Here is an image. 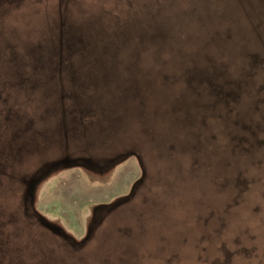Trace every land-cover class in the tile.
Here are the masks:
<instances>
[{
  "label": "rangeland",
  "instance_id": "obj_1",
  "mask_svg": "<svg viewBox=\"0 0 264 264\" xmlns=\"http://www.w3.org/2000/svg\"><path fill=\"white\" fill-rule=\"evenodd\" d=\"M143 1L0 0V150H21L0 157V264H264V0L249 19L230 0ZM59 9L78 26L72 43L91 42L54 65ZM126 23L133 48L117 36ZM76 104L99 115L96 136L38 183L31 207L20 179L39 174V142L45 162L63 155L51 139ZM35 211L90 237L64 246Z\"/></svg>",
  "mask_w": 264,
  "mask_h": 264
},
{
  "label": "flooded vegetation",
  "instance_id": "obj_2",
  "mask_svg": "<svg viewBox=\"0 0 264 264\" xmlns=\"http://www.w3.org/2000/svg\"><path fill=\"white\" fill-rule=\"evenodd\" d=\"M148 1L149 2H152L153 0H145V1H143V4L142 5H147V7H148ZM145 2V3H144ZM150 6L152 5V4H149ZM61 6V4L59 5V7ZM147 7H145V10H144V12H146V10H147ZM63 9V8H62ZM62 9H59V16H60V20H61V22H60V26H59V36H58V44H57V48L55 47V51H57L58 52V61H56V59L55 60H53V64L54 65H61L62 64V59H63V57H64V54H63V51L65 50V49H68V48H70V49H72L73 48V51H74V49H77V50H83L86 46H85V43H88L89 41L91 42V40H90V38L86 41V42H84V41H76L75 43H72V41L76 38L75 37V35L74 34H76V32H77V28H78V26H76V23H75V21H72L71 19H70V21L71 22H69V24H68V19H67V16H66V14H65V11L66 10H62ZM62 10V11H61ZM141 11H143V10H141ZM134 14H136V12L134 13ZM144 22H145V25H146V21L144 20ZM121 27H123L122 26V24L120 25ZM125 27H127V28H125ZM125 27H124V29L123 30H118V31H116L117 32V36H118V39H119V41H120V43L121 44H126V45H129L130 43H131V39H130V36H129V33L131 32V28H128V26H127V23L125 24ZM134 31H136V27H135V29H134ZM158 31V30H157ZM146 32V35L144 34ZM145 32L143 31L142 32V34H141V36H140V38H142V36L144 35V40L145 41H147V28H146V26H145ZM96 35V34H95ZM157 35V34H156ZM95 38H96V36H95ZM121 38H122V41H121ZM73 44H75V45H73ZM142 44H143V46H145V42L143 41L142 42ZM72 45H73V47H72ZM131 45H132V48H133V45H134V42H132L131 43ZM106 46V43H101L100 44V47H105ZM86 48H89V46L88 47H86ZM60 57V58H59ZM36 62H37V64L38 65H36V67L37 68H39V66H43V68H44V64L43 63H45L46 64V61H47V63L49 64V66H50V64H52V59H51V55L49 54V56H48V58H46V57H43V58H39V59H34ZM55 62H56V64H55ZM35 63V62H34ZM40 64H42V65H40ZM48 64L45 66V69H46V71H47V69H48ZM101 64H103V63H101ZM39 73V72H38ZM49 73H51V70H50V72ZM40 74V73H39ZM26 79H28L27 77H26ZM99 79H101V78H95V79H93V81L92 82H96L95 80H99ZM22 81H24V79H21ZM29 80V82L30 83H32V80H30V79H28ZM18 82H19V80H18ZM61 87V86H60ZM76 93V94H75ZM68 95H69V97L70 98H72V99H74V97H77L78 95L77 94H79V92L76 90L75 92H74V89H72L69 93H67ZM66 94V95H67ZM67 97L65 96V99H66ZM98 109H100V107H97L96 108V110H98ZM47 110H48V108H47ZM85 111V108H82L79 104H76V105H74L73 106V109L71 110V108H66L65 107V105H64V107H63V111L62 112H64L65 114L63 115L62 114V116H61V121H60V130H58L57 128H56V130L53 132V133H55V134H57L56 136H57V138H55V139H51V142H54V140L55 141H57V142H59V143H64V145L65 146H63V155H60V157L57 159V160H54V161H47V162H45L44 161V155H43V157L42 156H40V153L41 152H43L44 150H43V144H41V142H39V146L37 145V148L35 149V153H37L38 154V160L40 161L39 163H40V168L37 170V171H39V174L36 176V178H39L43 173L42 172H44L45 171V168H47V170L49 171V170H51V172L52 171H54V169H56L58 166H60V165H62V164H65L66 162H68V161H70V160H72L73 158H72V155H70V151H71V148L73 149V148H75L76 150H78V149H82V146L80 145V142H85V143H88L89 144V141L90 140H93V138H95V136H96V129H98V128H96L95 127V123H94V120H96V119H98V118H100L99 117V115H95V119H94V117H92V120H87V119H89V117L88 116H86V114H84L83 112ZM122 112H125V111H122ZM69 113H73L74 115L72 116V119H71V117L69 116ZM79 113H82V116L80 115V117H78V115H75V114H79ZM78 117V118H77ZM86 120L88 121V122H91V127H87L85 124H86ZM106 120H108V118H106ZM105 130H106V132H109V129L107 128V127H105ZM72 138H73V140H76V142H78V143H76L75 141H74V143L73 144H71L70 142H72L71 140H72ZM57 139V140H56ZM173 139H171V141H172ZM63 141V142H62ZM170 145V144H169ZM68 146V147H67ZM114 146H116V145H114ZM112 147V149H108V151H106V153H110V154H113L117 149H118V147H116V149H115V147ZM16 147V146H15ZM123 147V146H122ZM18 148V147H17ZM17 148H14L15 150H13L12 148H11V151L10 152H6V150L5 151H2V150H0L1 151V155H0V157L1 158H5V159H14V161L15 162H17V159H18V154L20 153V151L19 150H17ZM20 149V148H19ZM84 151H87V152H90L91 150L90 149H88V148H85L84 147V149H83ZM83 150H81V152L83 151ZM80 151V150H79ZM46 152H47V150H46ZM80 152V153H81ZM91 153V152H90ZM105 153V154H106ZM5 154V155H4ZM72 154V153H71ZM104 153L103 154H101V156H99V159H97L98 160V162L99 161H102V162H109L110 160H112V158L111 159H109V160H106V159H104V158H102V156L103 155H105ZM119 154V153H118ZM82 156H77V157H75V159L74 160H78V159H80ZM239 158V157H238ZM36 171V172H37ZM5 172V170L4 169H0V175H2L1 173H4ZM18 174V173H17ZM16 174V176H14V178H15V180H18V179H20V176H18ZM25 173H22L21 174V176L22 175H24ZM48 176V175H47ZM12 177H13V175H12ZM42 177V176H41ZM40 177V178H41ZM31 178H32V176H31ZM30 178V180H28V179H26V178H21L20 180H21V182H22V184H23V189H24V187H25V189H24V196H26V201H27V203H29L30 204V197L28 196V193H27V191H28V185H29V183H31L32 182V179H34V178H32L31 179ZM19 181V180H18ZM18 181H17V183H18ZM42 181V180H41ZM22 186V185H21ZM139 186H137L136 188H135V190H134V193H135V191L137 190V188H138ZM134 193H133V195H134ZM132 195V196H133ZM131 196V197H132ZM38 219V218H37ZM39 220V219H38ZM40 221V220H39ZM41 224H43L42 222H40ZM43 225H45V224H43ZM46 226V225H45ZM48 227V226H47ZM51 229V228H50ZM52 230H54V229H52ZM92 230V229H91ZM90 230V231H91ZM55 231V230H54ZM56 232V231H55ZM57 233V232H56ZM59 234V233H58ZM60 235V234H59ZM61 236V235H60ZM12 237H14V235L12 236ZM58 239H60L61 241H63V245L64 246H66V244H69V243H67L68 241L64 238V237H60V238H58ZM15 243H16V241H15ZM17 244V243H16ZM17 249V248H16ZM48 252V251H47ZM16 253V252H15ZM54 259V258H53ZM45 264H46V261H45Z\"/></svg>",
  "mask_w": 264,
  "mask_h": 264
},
{
  "label": "water",
  "instance_id": "obj_3",
  "mask_svg": "<svg viewBox=\"0 0 264 264\" xmlns=\"http://www.w3.org/2000/svg\"><path fill=\"white\" fill-rule=\"evenodd\" d=\"M225 1V0H224ZM230 1H232V2H238V3H240V6H241V4L242 5H244L245 6V10H246V12H243V14L246 16V18H248L249 19V17L248 16H250V11L252 12V9L250 10V9H248V6H249V4H251L252 3V1L253 0H230ZM160 2V1H159ZM154 3V1H152V2H149V4H153ZM251 6H252V4H251ZM232 8H233V10H234V7L232 6ZM239 8V7H238ZM240 9V8H239ZM235 12V11H234ZM246 13V14H245ZM152 22V19H150V22H146L147 24H151V25H155V24H153V23H151ZM149 24V25H150ZM157 25H159V21L157 22ZM157 27V26H156ZM161 31H160V29H159V33H158V35H156L157 37H158V39L160 40V36H161V33H160ZM251 33H250V40L251 39H254V37L256 36H254V31H250ZM252 35H253V38H252ZM256 38L257 39H259L260 40V37L257 35L256 36ZM150 39V36L149 35H147V40H149ZM153 39H154V37H153ZM261 40H262V43L264 42V38H261ZM253 43V42H252ZM253 57H254V59L256 58V54H253ZM165 115H166V112H165ZM238 157H239V155H238ZM240 158V157H239ZM79 160V162H82V165L83 166H88V161L89 160H87V159H85V158H83V156L80 158V159H78ZM43 174L39 177V178H35V179H32V182L31 183H29V185H28V191H27V193H28V196L31 198L30 199V205H31V207H33V205H34V200H35V191H36V187H37V185H38V183L41 181V180H43L47 175H49L50 173H51V170H47V168H45V171L44 172H42ZM143 176H144V174H143ZM141 178L140 179H138L137 181H136V183L134 184V186L132 187V189H131V193H130V195L129 196H132L133 195V193H134V190H135V188L138 186V184L139 183H141ZM127 198V196L126 197H120V198H118L115 202H120V201H122V200H124V199H126ZM103 206H105V205H102V207ZM101 206H97L96 208H100ZM36 212V213H35ZM34 212V216L36 217V218H38L39 220H40V222H42L43 224H45L46 226H48V227H50L51 229H54L57 233H59L62 237H64L68 242L70 241L72 244V246L74 247V248H77L78 246L79 247H81L84 243H85V241L86 240H88V238L90 237V233L92 232V230L90 231V228H89V231H88V235L85 237V239H83L82 241H77L76 239H74V237H72L71 235H69L68 233H66V231H64L61 227H59V226H56V225H54L51 221H49L48 219H46L45 217H43L41 214H39L37 211H35ZM69 242V243H70Z\"/></svg>",
  "mask_w": 264,
  "mask_h": 264
},
{
  "label": "trees",
  "instance_id": "obj_4",
  "mask_svg": "<svg viewBox=\"0 0 264 264\" xmlns=\"http://www.w3.org/2000/svg\"><path fill=\"white\" fill-rule=\"evenodd\" d=\"M154 40H156V41H159V42H161L159 39H158V37L156 36L154 39H153V41ZM148 42H150V41H148ZM151 43V42H150ZM263 59H264V56H263ZM256 59H254V57H253V61H255ZM256 62V64H258V65H260L257 61H255ZM181 73V72H180ZM180 73L177 75V76H175V75H172L173 77H171V76H167L166 75V77L162 80L163 82H165V81H167L168 83L167 84H169V82H174V83H176V78H178L179 77V75H180ZM164 77V76H163ZM168 79H170L171 81H168ZM176 101V99L175 100H173V102H175ZM248 156V155H247ZM196 165H198V164H196ZM197 167V166H196ZM193 169H195V168H193ZM195 170H197V169H195ZM202 169H200L199 167H198V171H201Z\"/></svg>",
  "mask_w": 264,
  "mask_h": 264
}]
</instances>
